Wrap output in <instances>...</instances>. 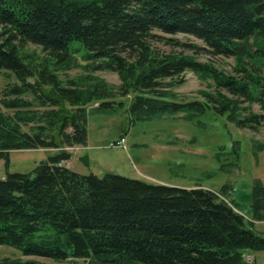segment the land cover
I'll use <instances>...</instances> for the list:
<instances>
[{"label":"trees","instance_id":"obj_1","mask_svg":"<svg viewBox=\"0 0 264 264\" xmlns=\"http://www.w3.org/2000/svg\"><path fill=\"white\" fill-rule=\"evenodd\" d=\"M179 33L231 57L232 72L196 53L157 47L203 48ZM28 44L48 57L36 60L25 52ZM82 48L91 69L117 73L118 93L132 94V121L177 113L193 119L207 111L240 128L255 130L264 121V0H0V71L17 79L1 91L0 158L8 166L12 149L56 150L32 172L0 178V245L56 261L247 264L243 253L264 249V236L252 229L264 220L262 185L253 187L249 219L211 189L83 174L63 163L71 156L64 147L86 144L87 105L111 112L116 95L102 78L61 85L56 70ZM186 70L210 86L199 90L200 99L173 98L171 87ZM63 100L74 107H60ZM24 263L40 264L0 257V264Z\"/></svg>","mask_w":264,"mask_h":264},{"label":"rangeland","instance_id":"obj_2","mask_svg":"<svg viewBox=\"0 0 264 264\" xmlns=\"http://www.w3.org/2000/svg\"><path fill=\"white\" fill-rule=\"evenodd\" d=\"M175 37L203 48L172 47L163 43L156 45L161 50L196 53L198 60L210 62L225 72H232L234 63L231 57L211 54L206 50V45L192 35L179 33ZM25 52L35 55L36 60L48 57L40 46L34 44H28ZM83 54L84 48L73 54V61L67 68L56 70L61 85L69 86L68 80L71 79L79 81L87 77L102 78L113 85L116 95L109 98L114 102L113 107H110L111 112L94 109L98 103L87 105L91 109L87 122L90 146L82 157L78 151L83 145L64 147L65 151L73 154L64 164L83 174L93 172L101 176L109 171L147 183L163 182L170 186L211 189L234 204L245 217L251 218L253 187L256 183L264 187V121L255 130L240 128L229 122L225 115H215L211 111L193 119H186L184 113H177L145 121H132L128 110L132 94L122 96L118 93V74L91 69L88 65L90 61L84 59ZM181 77L182 81L171 87L173 98L179 101L200 99L199 90L210 89L207 81L192 70H186ZM16 82L13 72L1 70L0 96L8 83ZM45 90L48 91L49 87ZM25 97L31 98L30 94ZM62 106L69 111L74 107L64 100L60 102ZM254 108L259 110L256 104ZM122 134L126 136L124 147L108 146L119 140ZM50 154L53 151L45 148L12 149L9 151L8 166L0 158V178H4L7 171L32 172L35 164ZM252 229L256 234L264 236V220L253 221ZM247 253L253 256L254 262L251 264H264V249ZM0 257L19 258L22 261L29 259L40 264H102L84 258L56 261L24 256L17 249L5 245H0Z\"/></svg>","mask_w":264,"mask_h":264},{"label":"built area","instance_id":"obj_3","mask_svg":"<svg viewBox=\"0 0 264 264\" xmlns=\"http://www.w3.org/2000/svg\"><path fill=\"white\" fill-rule=\"evenodd\" d=\"M124 145H125V138L124 137H121L119 140L110 143V146H113V147H119V146L124 147ZM242 256H243V260L247 264L252 263L253 258L250 254L243 253Z\"/></svg>","mask_w":264,"mask_h":264},{"label":"crops","instance_id":"obj_4","mask_svg":"<svg viewBox=\"0 0 264 264\" xmlns=\"http://www.w3.org/2000/svg\"><path fill=\"white\" fill-rule=\"evenodd\" d=\"M120 137H124L125 138V141H126V136L125 135H120ZM119 137V138H120ZM88 131H87V140H86V144L85 145H83V146H81V148L79 149V151H78V155L80 156V157H82L84 154H86V152H87V148L90 146V145H88ZM46 150H50V151H53V153L54 152H56V150L55 149H52V148H45ZM127 149V148H126ZM71 156H73V154L71 155ZM160 183H163V182H160ZM251 219V218H250ZM254 221H256V220H254ZM253 262H254V259H253ZM252 262V263H253Z\"/></svg>","mask_w":264,"mask_h":264}]
</instances>
